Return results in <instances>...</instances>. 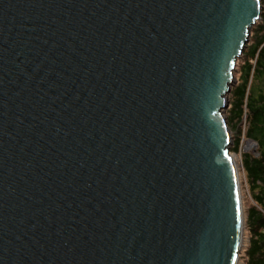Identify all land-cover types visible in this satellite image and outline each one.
<instances>
[{
    "label": "water",
    "instance_id": "1",
    "mask_svg": "<svg viewBox=\"0 0 264 264\" xmlns=\"http://www.w3.org/2000/svg\"><path fill=\"white\" fill-rule=\"evenodd\" d=\"M260 0H0V264H237L224 113Z\"/></svg>",
    "mask_w": 264,
    "mask_h": 264
},
{
    "label": "trees",
    "instance_id": "2",
    "mask_svg": "<svg viewBox=\"0 0 264 264\" xmlns=\"http://www.w3.org/2000/svg\"><path fill=\"white\" fill-rule=\"evenodd\" d=\"M234 72L236 84L230 89L224 113L231 134L229 152H239L242 138L255 143L254 153H244L241 159L254 206L246 212L247 241L238 262L264 264V0H260L259 19Z\"/></svg>",
    "mask_w": 264,
    "mask_h": 264
},
{
    "label": "rangeland",
    "instance_id": "3",
    "mask_svg": "<svg viewBox=\"0 0 264 264\" xmlns=\"http://www.w3.org/2000/svg\"><path fill=\"white\" fill-rule=\"evenodd\" d=\"M235 84H236V79L233 78V83H232L231 87H233ZM242 129H243V126H242ZM241 142L242 143L240 144L239 152L230 153V154H231L233 161L235 163V166H236L239 191H240L242 217H243V237H242V247H241V250H242V249H244V246H245L246 241H247V235H246V232L244 229V219L246 217L247 210L251 206H254V204H253L252 199H251L252 194H251V190H250V185L247 183V181L245 179V174L242 171L241 159H242V154H244V153H252L253 154L255 151V148L252 149L249 147V144L251 143L250 141H247V140L242 138ZM254 155H256V154H254ZM238 264H243L242 260L240 262H238Z\"/></svg>",
    "mask_w": 264,
    "mask_h": 264
},
{
    "label": "built area",
    "instance_id": "4",
    "mask_svg": "<svg viewBox=\"0 0 264 264\" xmlns=\"http://www.w3.org/2000/svg\"><path fill=\"white\" fill-rule=\"evenodd\" d=\"M249 147L252 148V149H254V148H255V143L251 142V143L249 144Z\"/></svg>",
    "mask_w": 264,
    "mask_h": 264
}]
</instances>
